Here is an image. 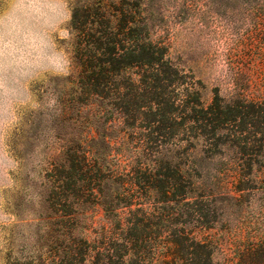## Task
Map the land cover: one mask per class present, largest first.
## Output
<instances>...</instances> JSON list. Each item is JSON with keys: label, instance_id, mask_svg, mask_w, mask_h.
<instances>
[{"label": "rangeland", "instance_id": "obj_1", "mask_svg": "<svg viewBox=\"0 0 264 264\" xmlns=\"http://www.w3.org/2000/svg\"><path fill=\"white\" fill-rule=\"evenodd\" d=\"M123 2L0 0V264H76L74 251L69 253L62 235L63 224L57 222L61 190L55 189L57 182L47 173L63 152L93 143L116 170L113 179L127 188L132 182L142 185L131 174L133 167L157 159L160 150L167 151L164 158L172 172L180 166L185 189L196 180L193 163L207 170L210 178L202 204L205 217L193 211L190 195L179 204L168 201L164 206L161 195L143 186L133 194L129 191L130 196H119L112 216L101 206H86L83 237L90 243L100 246L102 242L110 254L118 256L124 251L123 240H117L118 223L124 226L133 218L145 228L129 264L137 258L154 264L155 247L169 232L178 230L211 241L215 261L246 248H253L255 259L259 258L264 252V192L250 189L253 184L247 182V191L231 193L242 195L238 202H229L223 193L232 192L237 181L230 174L215 173L249 156L229 147L218 151L199 136L201 130L195 131L199 123H190L189 112L166 115L161 123L149 114V104L141 102L145 108L135 112L134 125H124L122 111L113 109L126 99L123 84L121 101L108 95L87 96L79 88L80 65L70 27L73 9L99 5L100 12L113 20L111 7L120 8ZM150 4L151 32L168 46L170 58L186 76L197 111L207 110L216 94L227 101L239 96L248 101L264 98V3L152 0ZM154 119L160 122L150 126L152 133L146 126ZM156 127L163 133L156 135ZM248 153L254 154L253 150ZM252 159L264 162V156ZM255 176L262 180L264 168ZM186 253L176 254L186 260Z\"/></svg>", "mask_w": 264, "mask_h": 264}, {"label": "trees", "instance_id": "obj_2", "mask_svg": "<svg viewBox=\"0 0 264 264\" xmlns=\"http://www.w3.org/2000/svg\"><path fill=\"white\" fill-rule=\"evenodd\" d=\"M151 1L124 0L120 8L111 7L113 20L100 12L99 5L73 9L70 27L75 33L74 54L80 65L79 88L87 96L103 98L108 95L114 101H121L119 95L123 84L127 89L124 96L126 99L113 109L122 111L126 126H133L135 112L145 108L141 102L149 104V114L153 118H160L161 123L166 115L179 116L189 112L192 114L188 117L190 123H199L195 126V131L201 130L199 136L207 138L218 151L229 147L238 150L241 156H249L237 160L226 170H215L217 176L230 174L237 181L232 192L226 190L223 193L226 199L238 202L242 195L235 197L231 193L247 191V182L253 184L250 189L264 192V178L256 180L255 176L264 168V162L252 159L253 155L264 156V98L248 101L239 96L236 100L227 101L216 94L207 110L197 111V100L193 97L195 94L191 86L185 82L186 76L170 58L168 46L157 41L152 34L154 24ZM189 1L193 3L197 0ZM256 1L264 3V0ZM116 14L120 17L114 16ZM166 90L168 93H165ZM160 121L154 119L146 128L153 133L150 126ZM156 130V135L163 133L159 127ZM96 144L63 152L59 162L52 164L53 170L47 173L48 178L57 182L55 189L61 190L62 208L57 222L59 225L63 224L62 235L66 244H69V253L74 251L72 255L76 264H129L136 255L135 247L145 228L141 221H134L133 218L126 221L124 226L118 223L121 233L117 240H123L124 251L114 256L104 243L100 242V246H97L83 237L86 230V206H101L106 215L112 216L119 196H130L129 191L133 194L143 186L144 189L161 195L160 203L164 206L168 205V201L179 204L190 195L192 206L197 209L193 211L206 216L203 214L202 204L207 197L205 191L210 176L197 163H193V178L196 180L185 189L180 183L183 174L180 166L172 172L169 161L164 158L167 151L160 150L156 152L159 155L157 159H149L133 167L131 174L140 178L137 182L142 185L127 182V188L124 182L114 180L116 170L107 164L106 156L102 152L100 154V148ZM249 150H253L254 154L248 153ZM120 175L124 177L126 174ZM113 194L118 195L113 197ZM167 194H170L169 198L166 197ZM125 205H130V202H125ZM74 233L76 235L71 239ZM99 238H102V234ZM71 244H74V250ZM180 250L187 252L186 260L177 256L176 253ZM214 250L216 248L211 241L206 238L197 239L193 232L172 231L155 247L158 256L154 264H264V252L255 259L256 251L253 248L238 250L234 256L216 261L213 260ZM137 259L135 264H152V260Z\"/></svg>", "mask_w": 264, "mask_h": 264}]
</instances>
